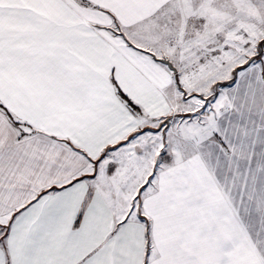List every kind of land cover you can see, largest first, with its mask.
I'll return each instance as SVG.
<instances>
[{"label": "snow or ice", "instance_id": "snow-or-ice-1", "mask_svg": "<svg viewBox=\"0 0 264 264\" xmlns=\"http://www.w3.org/2000/svg\"><path fill=\"white\" fill-rule=\"evenodd\" d=\"M0 264H264V0H0Z\"/></svg>", "mask_w": 264, "mask_h": 264}]
</instances>
